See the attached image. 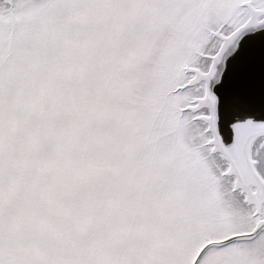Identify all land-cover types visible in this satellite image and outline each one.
I'll use <instances>...</instances> for the list:
<instances>
[{"label": "snow or ice", "instance_id": "1", "mask_svg": "<svg viewBox=\"0 0 264 264\" xmlns=\"http://www.w3.org/2000/svg\"><path fill=\"white\" fill-rule=\"evenodd\" d=\"M0 264H264V0H0Z\"/></svg>", "mask_w": 264, "mask_h": 264}]
</instances>
